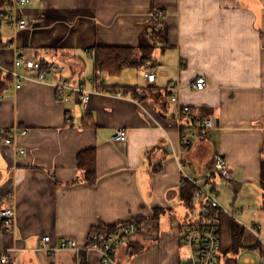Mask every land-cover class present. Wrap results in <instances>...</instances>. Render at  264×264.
Returning a JSON list of instances; mask_svg holds the SVG:
<instances>
[{
	"label": "crops",
	"instance_id": "crops-1",
	"mask_svg": "<svg viewBox=\"0 0 264 264\" xmlns=\"http://www.w3.org/2000/svg\"><path fill=\"white\" fill-rule=\"evenodd\" d=\"M19 13L27 28H0V130L14 138L7 144L0 137V250H8L11 264H80L77 250L52 256L41 238H70L84 247L95 226L130 218L143 219L141 229L118 250V264H183L180 233L188 214L180 162L198 178L215 152L234 170L231 183L217 179L225 208L218 215L219 264H262L264 0H31ZM147 45L153 49L145 66L117 73L96 67L97 46L131 47L139 55ZM16 47L65 72L16 90L9 73ZM147 66L155 82L145 77ZM199 75L209 85L193 90ZM61 78L93 90L87 104L79 95L60 98L54 84ZM184 106L215 120L189 148L180 143ZM119 128L128 130L126 141L114 140ZM89 149L94 183L78 166L79 153ZM175 205L186 210L174 212ZM8 207L16 210L11 233L3 231ZM86 253L87 264H101Z\"/></svg>",
	"mask_w": 264,
	"mask_h": 264
},
{
	"label": "built area",
	"instance_id": "built-area-1",
	"mask_svg": "<svg viewBox=\"0 0 264 264\" xmlns=\"http://www.w3.org/2000/svg\"><path fill=\"white\" fill-rule=\"evenodd\" d=\"M30 3L31 0H0V28L6 26L12 32L27 28L30 23L20 15L19 9ZM160 14L164 15L163 12H160ZM8 45L12 46L11 43H8ZM15 50V68L10 70L9 73L13 79V88L16 90L22 88L29 81L46 83L50 74L57 73L62 75L65 72V67L58 63H46L40 59L27 57L25 51L19 47H16ZM18 68H24V71H20ZM144 74L149 82H155L156 75L149 66L146 67ZM54 85L57 89V95L63 98L64 101H68L73 95H79L81 102L87 104L90 94L94 92L89 90L83 81L72 83L61 78ZM208 85L207 77L199 75L191 82L190 87L193 90H204ZM116 95L123 96V92L118 91ZM171 101L177 102L178 97L172 95ZM187 112L188 107H182L181 114ZM67 117L71 121V113H68ZM186 125L184 117L180 118V143L184 148H189L195 139L208 136L209 131L215 127V120L211 116H202L190 123V127L184 130ZM128 135L126 128H119L114 134V140L116 142L126 141ZM0 137L7 144L14 143L12 134L5 129L0 130ZM20 152L23 153L24 150ZM180 168L182 172L181 185L191 182L196 186V191L193 195L196 207L193 212L187 213L188 215L183 222V229L180 233V242L188 250L183 264H219L222 237L218 215L225 208H223L217 198V179L221 178L231 183L234 170L226 157L220 152L212 154L209 169L198 178L189 175L183 162H180ZM195 211H198V213H195ZM2 215L3 231L11 233L16 210L13 207L4 208ZM138 230L137 224H129L121 226L115 232H108L105 229L93 231L90 233L89 244L84 247H80L76 240L70 238H61L58 242H53V238L47 235L41 238L40 247L46 249L52 256L65 249H74L77 252L92 251L98 255L101 264H118L116 259L118 250L127 239L133 238L138 233ZM0 264H11L8 250H0ZM262 264H264V259Z\"/></svg>",
	"mask_w": 264,
	"mask_h": 264
},
{
	"label": "trees",
	"instance_id": "trees-1",
	"mask_svg": "<svg viewBox=\"0 0 264 264\" xmlns=\"http://www.w3.org/2000/svg\"><path fill=\"white\" fill-rule=\"evenodd\" d=\"M151 45H147L141 48L142 52L138 55L135 48L131 47H118V48H108L103 46H97L94 48L95 53V62L96 67L100 72L109 71L110 73H117L127 66H145L151 60L150 52L152 50ZM128 92H137L139 86H125L124 88ZM193 108L188 107V112L184 114V120L186 126L184 130L190 127V123L198 118L194 117ZM193 116V117H192ZM204 139V138H201ZM191 147V146H190ZM78 166L80 171L83 172L84 178L90 183H94L97 180V168H96V157L95 150L89 149L84 152L79 153L78 155ZM214 180L216 181L214 175ZM215 185V184H214ZM262 185H263V204L262 208L264 209V162L262 163ZM196 191V186L191 182H187L184 185H181L180 188V199L184 206L187 208L188 212H193L195 209V202L193 201V195ZM141 218H130L121 222H118L113 225H103L100 224L92 228L91 232L105 229L108 232H115L121 226L129 224H137L139 230L141 229ZM219 220V219H218ZM79 257L81 258L80 264H87V253L79 252Z\"/></svg>",
	"mask_w": 264,
	"mask_h": 264
},
{
	"label": "rangeland",
	"instance_id": "rangeland-1",
	"mask_svg": "<svg viewBox=\"0 0 264 264\" xmlns=\"http://www.w3.org/2000/svg\"><path fill=\"white\" fill-rule=\"evenodd\" d=\"M194 141H197V140L195 139ZM227 190H228V197H229V199H232V202H233L234 201V198H235V193H234V191L232 189H227ZM219 195L222 197L223 191L220 192ZM226 205H227V207L229 209L233 210L232 204H226ZM173 210H174V212H179V211L182 212V211L186 210V208L184 206H182V205H175V209H173ZM185 212L188 213V210H186ZM195 213H198V211H195ZM186 253H188V252H186L184 250V247L182 246V249H181V256H182V258L186 255Z\"/></svg>",
	"mask_w": 264,
	"mask_h": 264
}]
</instances>
